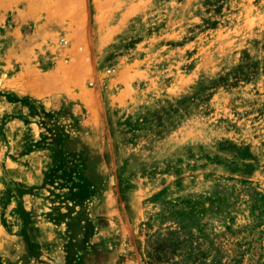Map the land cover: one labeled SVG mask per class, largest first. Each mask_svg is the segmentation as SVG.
<instances>
[{"label": "rangeland", "instance_id": "obj_1", "mask_svg": "<svg viewBox=\"0 0 264 264\" xmlns=\"http://www.w3.org/2000/svg\"><path fill=\"white\" fill-rule=\"evenodd\" d=\"M0 264H264V0H0Z\"/></svg>", "mask_w": 264, "mask_h": 264}]
</instances>
